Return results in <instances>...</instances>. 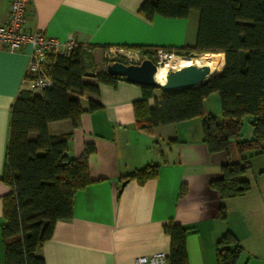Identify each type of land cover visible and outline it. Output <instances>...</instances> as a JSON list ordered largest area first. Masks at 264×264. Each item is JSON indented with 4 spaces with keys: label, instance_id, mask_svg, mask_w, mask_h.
Here are the masks:
<instances>
[{
    "label": "crops",
    "instance_id": "crops-1",
    "mask_svg": "<svg viewBox=\"0 0 264 264\" xmlns=\"http://www.w3.org/2000/svg\"><path fill=\"white\" fill-rule=\"evenodd\" d=\"M10 1L0 0V23L7 16ZM142 1L30 0L25 29L41 30L61 42L71 39L91 47L88 51L102 50L105 54L139 53L131 46L158 50L195 44L196 10L187 18L155 16L147 20L138 12ZM30 53L29 45L15 51L0 47V176L11 104L21 88L35 90L26 77ZM93 68L86 65L87 81H94L91 75L97 70ZM98 89L97 95L80 97L85 111L79 126L74 127L69 119L47 125L52 136L69 135V157H80L88 144L95 151L88 156L92 182L74 194L72 217L58 220L52 237L39 248L45 264H133L142 255L168 253L170 237L163 230L168 221L189 229L188 264H219L216 242L227 231L242 246L235 264H264V202L257 200L250 206L248 201L257 198L258 192L250 189L241 196L221 200L209 186L223 163L237 161L235 147L230 145L229 157L210 154L199 117L140 130L133 110L134 101L142 97L140 85L118 79L115 86L101 83ZM212 94L204 98L202 111L219 116L221 109L212 112L206 107ZM90 101L100 108L88 111ZM149 104L152 106L153 101ZM153 164L158 165L157 174L143 183L125 178ZM9 191L0 179V264L4 263L3 197ZM236 198L244 200L237 223L228 212L229 202ZM220 204L226 208V218L220 215Z\"/></svg>",
    "mask_w": 264,
    "mask_h": 264
},
{
    "label": "trees",
    "instance_id": "trees-1",
    "mask_svg": "<svg viewBox=\"0 0 264 264\" xmlns=\"http://www.w3.org/2000/svg\"><path fill=\"white\" fill-rule=\"evenodd\" d=\"M191 10L198 12L195 44L165 50L188 57L217 54V71L221 70L192 88L164 91L159 86H140L142 97L133 103L136 125L150 131L160 124L199 117L203 142L210 154L229 157L234 141L238 160L223 163L219 176L209 184L221 200L234 198L251 188L244 177L249 159L264 153V0H143L138 12L152 20L155 16L187 18ZM90 48L74 43L66 53H48L43 68L50 84L33 87L35 90L21 88L11 104L0 176L10 187L3 197V264H45L39 253L41 244L52 237L58 220L72 217L74 194L92 182L88 156L95 151L94 146L86 145L80 157H69V135L52 136L47 129L49 122L63 119L79 126L85 111L80 97L97 95L101 83L115 86L118 79H124L104 69L91 75L94 81H87L86 56ZM131 48L150 59L157 51L148 46ZM26 77L34 78L29 72ZM212 93L218 95L219 116L202 111L204 98ZM98 108V103L89 102L88 111ZM245 116L251 127L249 139L241 138ZM157 171V164L147 165L125 178L143 183ZM219 211L226 218L223 204ZM163 230L170 237L168 264H188L189 229L168 221ZM216 249L219 264H235L242 252L231 231L217 240Z\"/></svg>",
    "mask_w": 264,
    "mask_h": 264
},
{
    "label": "built area",
    "instance_id": "built-area-1",
    "mask_svg": "<svg viewBox=\"0 0 264 264\" xmlns=\"http://www.w3.org/2000/svg\"><path fill=\"white\" fill-rule=\"evenodd\" d=\"M29 1H10L7 16L0 23V47L15 51L29 45L31 53L27 72L34 76L31 79L33 87L41 88L50 84V79L43 68L47 54L51 52L66 53L74 46V42L71 39L61 42L57 38L46 36L41 30L27 32L24 23ZM172 55L173 53L165 49H158L154 57L157 59V63H160ZM133 264H168L167 253L157 252L151 255H142L137 257Z\"/></svg>",
    "mask_w": 264,
    "mask_h": 264
},
{
    "label": "rangeland",
    "instance_id": "rangeland-1",
    "mask_svg": "<svg viewBox=\"0 0 264 264\" xmlns=\"http://www.w3.org/2000/svg\"><path fill=\"white\" fill-rule=\"evenodd\" d=\"M206 54V53H204ZM204 54L198 53L196 54V56L193 57H189V58H198V57H202ZM176 55V54H173ZM176 56H180V55H176ZM181 57H188V56H181ZM143 58L140 55V53L134 54V53H128V52H113V53H107L105 54L102 50L101 51H90L87 53L86 56V65L87 66H94L93 70H97V71H101L104 70L107 62L108 61H121L123 63H139ZM152 60L154 61V63H156V65H158L159 63H157V59L154 57V55L152 56ZM166 61H164L163 63H161L160 65H163ZM181 68V67H180ZM167 71L165 72V74H167L170 70H176V69H166ZM217 71V69L215 70V72ZM214 73H211L209 77L213 76ZM164 74V75H165ZM158 93V91H157ZM215 99V100H214ZM216 101V102H215ZM215 102V103H214ZM218 96L216 93L212 94L208 99H207V105L206 107L209 108L208 110H211L212 112H217L220 109L219 103H218ZM242 129H241V138L243 139H249L251 138V127L249 124V117L245 116L242 122ZM233 147H235L234 145V141H232ZM234 154L237 157L238 160V154L236 153V151L234 150ZM250 167L248 168V170L246 171V173L244 174V177L247 178L250 183H251V188L250 189H254L256 192H258V197L256 198L255 196H253V198L249 199L248 201L251 202L250 206L253 205L257 200L262 204V202H264V153L258 154V155H253L250 159ZM234 202H229L228 204V212L229 215L231 217V219H233V221L235 223H237L240 219V216L238 213H241L240 211V205H242V202L244 200H241L236 198L234 200H232Z\"/></svg>",
    "mask_w": 264,
    "mask_h": 264
},
{
    "label": "water",
    "instance_id": "water-1",
    "mask_svg": "<svg viewBox=\"0 0 264 264\" xmlns=\"http://www.w3.org/2000/svg\"><path fill=\"white\" fill-rule=\"evenodd\" d=\"M156 63L150 58H143L139 63H123L112 61L105 70L108 74L123 77L125 80L140 86H159L164 91L178 88H192L208 79L210 69L207 65L190 64L177 70H170L163 84H158L154 78ZM210 78V77H209ZM126 181H123L121 187Z\"/></svg>",
    "mask_w": 264,
    "mask_h": 264
},
{
    "label": "bare ground",
    "instance_id": "bare-ground-1",
    "mask_svg": "<svg viewBox=\"0 0 264 264\" xmlns=\"http://www.w3.org/2000/svg\"><path fill=\"white\" fill-rule=\"evenodd\" d=\"M164 61L166 62L163 65H160ZM190 64H194L198 66L207 65L210 69V74H211L214 73L215 70L218 68V58L216 55L210 53H206L202 57H198L196 59L172 55L157 65L154 78L158 84H163L166 79L167 74H165V72L167 71L166 70L167 68L177 70L180 69V67L182 68Z\"/></svg>",
    "mask_w": 264,
    "mask_h": 264
}]
</instances>
